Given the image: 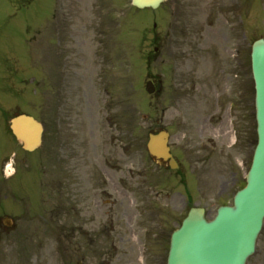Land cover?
<instances>
[{
	"label": "rangeland",
	"instance_id": "rangeland-1",
	"mask_svg": "<svg viewBox=\"0 0 264 264\" xmlns=\"http://www.w3.org/2000/svg\"><path fill=\"white\" fill-rule=\"evenodd\" d=\"M21 1L0 0V89L6 87L12 94L18 88L21 106L42 119L46 130L42 148L30 156L35 163L38 159L42 173L29 182L20 178L0 181V225L8 216L21 227L20 232L0 230V264L137 261L136 243L132 255L117 248L119 235L124 236L125 245L128 243L127 224L122 223L116 230L109 223L106 227V214L96 207L92 212L90 249L85 248L83 234L73 235L68 230L72 178L82 185L88 183L92 199H106V204L111 203L110 199L122 200L121 214H125L133 213L134 194L115 192L109 180L105 182L103 171L122 184L133 176V186L139 187L135 194L140 198L142 194L161 193L156 202L167 203V207L163 205L169 210L171 224L175 214L183 211L178 209L184 202L186 210L192 205L204 206L209 218L220 205L232 202L234 192L245 182L257 139L253 79L252 153L246 164L238 149H227L233 156L229 159L222 143L214 152L209 144L206 151L200 150L199 125L203 117L218 108L219 115L225 112L230 99L231 89L223 90V85L202 89L194 104H184L185 99L179 106L192 123L191 135L187 132L185 136L181 129L172 127L176 138L185 137L184 142L174 140L178 150L186 141L193 143V150L181 164L186 185H181L176 172L170 174L157 167L146 143L150 131L171 126L169 114L174 109L166 110L169 97L180 98L192 92L178 85L176 88L175 83L186 85L181 82L182 74L173 77L172 72L182 65L184 55L189 56L190 48L193 53L197 51L198 37L210 35L216 40L215 48L213 42H205L210 50L205 60L210 64L214 61V70L219 71L221 57L225 49H230L227 20L234 9L242 6L253 43L264 37V0H169L156 10H139L131 0H25L27 5ZM156 36L158 53L153 45ZM53 45L58 51L54 56ZM4 65L27 67L21 75L13 74L18 85L11 75L10 79L4 75ZM20 76L24 83L17 79ZM39 77L43 78L42 95L35 93V78ZM149 79L162 81V91L149 94ZM11 101L15 104L17 100L11 97ZM219 124L225 129L227 119L224 127L222 122ZM219 139L228 143L230 134ZM122 251L128 255L121 256ZM247 264H264V227L257 250Z\"/></svg>",
	"mask_w": 264,
	"mask_h": 264
},
{
	"label": "flooded vegetation",
	"instance_id": "flooded-vegetation-1",
	"mask_svg": "<svg viewBox=\"0 0 264 264\" xmlns=\"http://www.w3.org/2000/svg\"><path fill=\"white\" fill-rule=\"evenodd\" d=\"M234 10L235 12L230 19L232 34L230 37H228V41H230V49L229 51L225 49V54L222 51L224 55L221 57L222 67L220 70L217 72L214 70V61H212L210 64V62L205 60L207 59L208 54H210V50L208 49V46L205 44V42H213L214 48L216 47L215 45H217L216 40H213L212 36L207 35L205 38L198 37L197 46L199 48H197V51L193 53L192 51L194 50L190 48V51L187 53L189 56L186 57L184 55L182 65L175 66L174 71L172 72L173 77H178L180 74H182L183 80H181V82L185 83L187 87L178 83H175V86L178 85L192 90L191 93L186 91L187 93L180 98L176 97V95L169 97V105L171 107L174 104L176 105V108L174 109L175 114L180 116V122H182V129L185 130V136L188 134L187 132L191 128L192 123L189 120L190 118L184 115L187 112L184 109L179 108V106L182 104L181 101L186 99L184 104H194L198 99L197 97L200 96L202 89H219L222 88L221 85H223V90H232L230 99L228 100L230 107L228 109L226 108L225 112L221 113L220 115L217 113L219 112L218 108V111L216 110L217 112L213 111L209 115L204 116V121H201L199 125V144L201 146L200 150L202 151H205V149H207V145L209 144V146L213 148L212 152H214V149L218 148L221 143L224 147V150H227V147H232V145L227 143V140L220 141L219 136L225 137L226 135H231L232 132H237L238 130L240 134L242 133L240 140L243 142V149L247 150L251 147V110L248 97L250 98L252 84V42L250 35L246 32L245 19L242 17V8L240 7L239 9ZM234 47H236L237 51L235 53L232 51ZM229 52H232V54ZM227 53H229L232 57L226 55ZM211 56H215V53L212 52ZM197 62H200V64L195 66V63ZM199 71H201V76ZM236 104L239 105L238 121L236 123L237 125L233 122V120L236 121ZM242 104L243 106L241 107ZM179 111H183V115H180ZM175 114L170 113L169 117L175 119ZM12 117L13 116H11L7 110H4L2 113H0V146L2 139H4L6 135H10L12 132ZM225 118L227 119L228 125L225 127V129H222L219 122H222L224 127ZM230 119L232 120V125L229 123ZM236 126L238 129H236ZM184 139V136L175 138V140L183 142ZM188 143L189 141L183 143L185 144L184 148L187 147ZM174 149L176 151V155L181 154V151H179L176 147H174ZM11 153L12 152L10 150L9 152L7 150L5 155H3L4 160L0 161V178H2L4 174L6 159L9 158ZM14 164L13 176H17L20 173V175L28 178L29 174L33 173V170H37V163L28 162L27 156L23 157V160L20 162L16 161L15 158ZM103 173L105 175V179L107 181L109 180L112 189L122 195V189H124L122 184L118 185L116 182H114L107 171H104ZM70 201L72 215L70 218L71 220L69 229L73 235H75L77 231H80L83 234L86 249H90V245L92 243V212L95 211L94 208L96 207L98 211H101V213L103 212L104 215L106 214V227L109 223L112 225V228L116 230L117 228H121L122 223H126L128 225L129 234L126 239L128 240V243L125 245L124 236L119 235L117 248L124 249L132 255V252L135 250L136 243L139 245V247L143 246L145 248L143 251L144 256L141 259L142 264H167L165 253L166 246L170 239V231H168L167 227H162V229L159 230L161 226H158L156 231H151L148 228V225L154 223V221H157L160 217V215L156 216L154 213L156 211L155 205L149 207V211H151V217H148L145 214L146 210L139 209L133 210V213L126 212L125 214H121L122 211L120 210V207L123 203L122 200L118 201L116 199L114 204L108 210L104 207L105 204H103V201L98 199L97 196L92 199L90 194V186L88 183L82 185L76 182L72 184ZM163 203L164 202L160 201L158 203L159 207L164 205L165 207L167 206L166 202L164 205ZM162 211V209H159L156 212L161 213ZM120 214L124 221H120ZM6 229H8V231H19L20 227L11 226ZM156 232L157 235L161 233L160 238L155 239ZM132 241H134V245ZM125 251H122L120 255L127 256L128 253ZM138 259L140 260V257L137 256V261L133 262V258L132 261H129L127 258L125 259L124 264H139Z\"/></svg>",
	"mask_w": 264,
	"mask_h": 264
},
{
	"label": "water",
	"instance_id": "water-1",
	"mask_svg": "<svg viewBox=\"0 0 264 264\" xmlns=\"http://www.w3.org/2000/svg\"><path fill=\"white\" fill-rule=\"evenodd\" d=\"M165 0H132L138 7H158ZM253 76L256 88L258 143L247 185L237 192L234 204L218 209L214 219L205 218L204 208L194 207L181 228L174 231L168 264H246L255 252L264 220V39L253 44ZM150 92L155 90L148 82ZM13 129L27 149L41 141L42 126L33 118L22 115L14 120ZM150 153L159 159L171 157L167 133L150 135Z\"/></svg>",
	"mask_w": 264,
	"mask_h": 264
}]
</instances>
